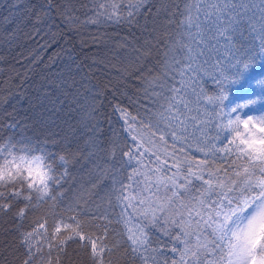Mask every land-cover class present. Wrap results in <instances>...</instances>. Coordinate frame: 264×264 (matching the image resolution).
<instances>
[{"label":"snow or ice","instance_id":"snow-or-ice-1","mask_svg":"<svg viewBox=\"0 0 264 264\" xmlns=\"http://www.w3.org/2000/svg\"><path fill=\"white\" fill-rule=\"evenodd\" d=\"M47 2L51 5L52 0ZM122 2L127 3L126 13L120 10ZM170 3L176 5L171 12L168 8ZM179 3L180 0H108L107 5H99L102 9L110 6L111 10L97 12L91 23L99 22V17L103 16L114 23L152 32L154 30L147 27L148 18L155 19L164 12L169 16L164 21L166 25L175 24L177 28L187 30L192 43L183 45L187 63L178 73L180 87L170 88L172 95L151 113L155 120L147 124L138 122L137 116L131 115L120 104L111 106L124 121V131L135 142L134 148L128 146L125 150L127 141L124 145L112 141L104 147L100 139L102 129L92 124L87 127L92 135L84 142L86 152L81 149L76 153L58 155V161L65 167L62 173L55 175L53 185H62L69 176L68 165L81 155L85 161L96 158L91 171L102 177L89 188H82L60 211L57 209L63 192L55 193L48 185L33 190L30 184L0 183V221L9 214L14 220L10 230L16 232L14 239L24 249L20 264H63V258L71 255L68 250L72 245L87 257L88 264H113V254L123 247L117 238L121 235H125L128 241V246L124 247L125 255L139 258L141 264H160L156 250L149 247L145 228L161 219L165 225L164 233L169 235V228L175 230L171 239L182 245L171 248V252L178 256L171 264H264V160H245L243 155L233 151L232 142L223 136L222 123L218 122L225 117L230 119L231 114L222 109L217 111L218 105L214 103L219 101L222 105L226 99L221 79H227L224 76L225 65L242 59L239 49L232 43L233 36L247 26L256 34L260 51L264 53V0H183L182 8ZM142 9L147 11L142 12ZM176 14H179V20L171 18ZM140 15H144L143 25L137 24ZM168 37V33H162L133 48L137 62L134 71L140 72L150 85H155L161 74L168 76L172 63H179L169 60L170 53L175 51L174 44L179 40L172 41ZM153 48L159 49L156 64L161 70L155 75L153 68L146 66L147 61L153 58ZM254 48L255 43L247 53ZM247 66L245 64V68ZM217 68L221 69L219 73ZM185 72L195 75L186 81ZM205 76L215 82L220 95H208L200 86L197 77L203 79ZM188 91L194 100L188 97ZM152 95L160 97L161 93ZM95 96L103 97V92L97 91ZM194 110L197 115L190 117ZM96 111V107L86 111L85 121L95 119ZM189 119L192 131H189ZM5 127L14 128L16 125L0 124V156L6 152L11 154L17 147L10 142L11 134L3 137L2 129ZM209 132L215 134L209 136ZM168 137H171V146L168 145ZM190 140L194 141L192 149L200 153L202 159L184 155L183 145ZM224 140H227L226 145L217 146L216 141L223 144ZM177 143L181 145L179 149L176 148ZM25 147L22 145L20 151ZM146 154L155 159L146 163ZM47 155L52 156L51 153ZM232 156L235 159H230ZM128 166L132 167L125 183L123 171ZM109 176L111 186L105 192L108 203L111 204L114 198L117 205L143 217L144 223L129 226L131 222L124 211L120 213L119 220L113 221L107 211H98L101 204L95 205V212L87 207L85 197L90 198L92 189ZM100 199L103 202L105 197ZM34 213L39 215L29 220V215ZM49 217L52 218L51 229ZM26 220H29L28 227L25 226ZM114 222L122 224L124 232H116L109 239L110 225ZM70 264L75 262L70 261ZM164 264H167V258Z\"/></svg>","mask_w":264,"mask_h":264},{"label":"trees","instance_id":"trees-1","mask_svg":"<svg viewBox=\"0 0 264 264\" xmlns=\"http://www.w3.org/2000/svg\"><path fill=\"white\" fill-rule=\"evenodd\" d=\"M100 4L107 5L108 0H52L51 5L47 0H0V124L16 125L14 128H3V137L11 134L10 142L17 145L15 149L18 151L24 145V151L51 153L56 164V175L62 173L65 167L57 159L59 154H72L81 149L87 151L84 142L92 135L87 130L92 124L102 129L100 139L104 147L112 141L119 145H124L127 141L125 150L128 146L135 147V142L124 131V121L120 119V114L113 111L111 106L120 104L131 115L137 116L138 122H154L155 118L151 113L157 111L160 104L166 103L167 97L172 95L169 88L175 85L172 81L176 67L181 65V50L188 39L187 30L177 28L175 24L164 23L169 19L164 12L155 19L151 16L148 18L147 27L153 29L152 32H144L137 26L114 23L103 16L99 17V22L91 23L90 20L96 18L97 12L111 10L110 6L100 8ZM183 6V0H180L179 7ZM175 7L176 5L170 3L169 12ZM120 10L127 12L126 2L120 4ZM145 11L147 9H142V12ZM171 18L179 20V14ZM137 24H144V15L137 17ZM162 33H168V38L172 41L179 40V43L174 44L175 51L169 56L170 62L175 60L179 63H172L169 75L161 74L160 80L155 85H150L141 77L140 72L134 71L137 62L133 48L142 45L145 39ZM251 38L248 33L240 31L233 36L234 42L240 39V47L245 49L246 57L253 60V52L247 53L252 47ZM158 51V48H153V58L146 64L153 68V75L161 72L156 64L159 60ZM257 63L258 61L252 63L256 72L251 74L256 73L257 79H262L264 68H258ZM174 67L175 71H172ZM224 68L227 79H221L224 89L228 86L231 96L234 85L230 86L229 81L237 74L236 71H227V65ZM241 83L244 86H235L237 92L247 87L246 82ZM200 86L211 96L220 91L209 78L204 79ZM97 91H102L103 97H94ZM161 91L163 95L160 97L152 95ZM91 107L97 109L95 119L85 121L84 114ZM114 132L118 135L114 136ZM167 140L170 146L169 139ZM216 143L219 147L225 145L224 141L223 144L220 141ZM202 158L194 156L195 160ZM95 159L85 161L83 155L75 158L74 163L68 165L69 176L62 185H50L55 193L63 192L57 211L67 205L82 188L87 189L102 179L91 171ZM150 159L146 154L145 162ZM230 159H235V156ZM131 167L128 166L123 171L122 178L125 183L128 182L127 175ZM116 175L120 178L119 173ZM110 186L109 176L92 189L93 195L90 198H85L88 200L87 207L95 212V205L101 204L98 211H107L109 219L117 221L124 210H121L114 198L111 204L108 203L105 192ZM102 196L105 197L103 202L100 199ZM38 215L39 213L30 214L29 220ZM29 220L25 221L26 227ZM159 223L165 228L162 219ZM13 224L11 214L0 221V238L8 240L12 252L15 253L11 264H20L24 249L14 239L16 232L10 230ZM51 225L52 218L49 217V229ZM110 229L109 239L116 232H124L120 223L114 222ZM174 231L169 228L170 236ZM117 238L122 241L123 247L113 254V264H141L139 258L133 259L131 254H124V247L128 246L126 236ZM172 247L180 248L181 245L172 241ZM44 250L47 252L46 244ZM68 251L71 255L63 258V264H70V261L75 264H88L87 257L75 245Z\"/></svg>","mask_w":264,"mask_h":264},{"label":"rangeland","instance_id":"rangeland-1","mask_svg":"<svg viewBox=\"0 0 264 264\" xmlns=\"http://www.w3.org/2000/svg\"><path fill=\"white\" fill-rule=\"evenodd\" d=\"M201 19L203 20V16H201ZM205 28H207V25H204ZM193 31H195L193 29ZM241 33H248L251 38L250 45H253L255 43V48L253 49V53L251 56L253 57V60L249 57H246L247 55L244 53L246 52L245 49L241 48L240 46V39H237L234 42L232 39V43L235 45L236 48L239 49V55L242 57V59L237 61H233L231 65H227V71H236L237 75H234L235 78L233 80L229 81V85H234L233 89L231 90V96L228 93V86L224 89V95H226V99L223 101V104L220 105L219 101H214L217 107V111L223 110V112L230 113L232 116H235L237 113L241 114L242 116H248L252 114H264V72L261 74L263 75L262 79H257L258 74L254 73L251 74L253 71L256 72V68L252 66V63L255 61H258L257 67L258 68H264V53L260 52L259 48V41L255 39L256 34L254 32H251L250 29L247 28V26L244 27L243 31H240ZM192 43V38L188 36V39L184 44ZM236 43V44H235ZM195 47V45H193ZM181 65L180 67H176V73L174 75V80L172 81L175 85L173 87H180V79L181 77L178 75L180 70L185 67L187 61L185 60L186 51L183 48L181 50ZM244 55V56H243ZM257 56V57H256ZM214 62V61H210ZM245 64L248 66L245 68ZM172 71H175V67L172 69ZM216 71L219 73L221 69L217 68ZM225 71V68H224ZM185 72L184 79L187 81L189 77L194 76L195 73H189ZM252 75V76H251ZM251 76V77H249ZM208 78L207 76L203 77V79H200V77H197L198 80H200V84L204 82V79ZM246 82V88L242 89L241 91L237 92V88L235 86H244L243 83ZM172 86V83H171ZM171 88V87H170ZM169 88V89H170ZM235 93L237 95H235ZM161 94L163 95V92L161 91ZM183 94V93H182ZM213 95L217 96L220 95V91L215 92ZM213 96V97H215ZM188 97L191 99H195V97H192V94L190 91H188ZM238 97V98H236ZM238 99V100H235ZM251 102V103H249ZM240 105H244L243 107H239ZM209 110H211V105L208 106ZM193 108L195 109V105L193 104ZM232 109H235V111H231ZM181 111L183 112V107L181 105ZM203 111V106H202ZM197 115L196 111L194 110L192 113L189 114V116H195ZM206 118V117H201ZM226 118V117H225ZM225 118L223 120H219V123H223ZM191 120L189 119V131H192L191 127ZM223 133V132H222ZM214 132H209L208 135L212 136L214 135ZM197 137L199 136V133H196ZM223 136L227 137L223 134ZM169 144L171 146L172 140L171 137H168ZM194 143V141L190 140L187 144L183 145L185 148L184 155L191 157L194 159V156H201L200 153L195 152L191 144ZM224 144H227V140H224ZM181 147L180 144H176V148L179 149ZM169 150L171 151V147H169ZM149 156V155H148ZM151 160H154V157H150ZM169 164H171V161L169 160ZM141 179V178H137ZM135 184L133 185V190H135ZM121 210H124L128 215V218L131 219L130 226H134L136 224L144 223L143 217L139 216V214H133L131 209H124L120 206ZM164 227H162V223H158L155 225H147L145 228V231L147 233L148 239H149V247L152 249H155V255L159 256L157 259L160 261V264H164L165 258H167V264H171L173 259L178 258L177 254L171 252L172 248V241L171 236L166 235L163 231ZM149 231V232H148ZM182 247V245H181ZM162 248V250H160ZM14 252H12V249L10 248V244H8V240H4L0 238V264H11L12 259L14 257Z\"/></svg>","mask_w":264,"mask_h":264},{"label":"clouds","instance_id":"clouds-1","mask_svg":"<svg viewBox=\"0 0 264 264\" xmlns=\"http://www.w3.org/2000/svg\"><path fill=\"white\" fill-rule=\"evenodd\" d=\"M221 131L232 142L233 151L247 160H264V114L225 118ZM56 175L51 156L40 151H18L0 156V183L32 185V189L50 186Z\"/></svg>","mask_w":264,"mask_h":264}]
</instances>
